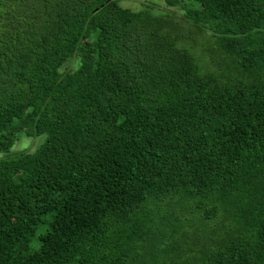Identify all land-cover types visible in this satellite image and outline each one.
I'll use <instances>...</instances> for the list:
<instances>
[{"label": "trees", "instance_id": "1", "mask_svg": "<svg viewBox=\"0 0 264 264\" xmlns=\"http://www.w3.org/2000/svg\"><path fill=\"white\" fill-rule=\"evenodd\" d=\"M164 4L0 0V264H264V0Z\"/></svg>", "mask_w": 264, "mask_h": 264}, {"label": "rangeland", "instance_id": "2", "mask_svg": "<svg viewBox=\"0 0 264 264\" xmlns=\"http://www.w3.org/2000/svg\"><path fill=\"white\" fill-rule=\"evenodd\" d=\"M143 3H148L149 5H153L154 6V13L161 15L164 14L167 10L171 11V13H174V16H176V18H180V14L181 11L178 8H173V7H166L164 4V0H119V4L123 7L129 8L131 10H138L142 7ZM167 13V12H166ZM182 23V22H181ZM186 35L187 36H192V39L196 40L202 44L204 46V48H208L209 46H211L210 44H208V42H205V40L203 38H200L202 36H195L193 32L186 31ZM207 50V49H206ZM216 62V60H215ZM78 63V57H73L72 59L68 60L67 63L65 64L66 67H72L74 68L76 66V64ZM212 63L214 64V61H212ZM217 64H215L216 66ZM43 139V136H39V137H27V138H23L21 137L19 140H17L12 148V150L14 152L16 151H32L34 150L38 144L41 141V138ZM144 219L142 218L140 223V230H138L137 227L132 226L131 224L128 225L129 223H127L125 226L128 227V230H136V233L134 234L135 237V241L136 243L140 246V244H143L140 241V238L145 239V240H149L151 238H161L163 235L165 236L167 234V239L169 240L170 238H168L169 233H170V225L169 226H165V225H161L160 230H157L156 227L157 225H159V222L157 223L156 221L153 223V225L151 226V232H146V228L144 226ZM166 222V221H165ZM202 233L206 234L207 230L204 229V231H202ZM140 237V238H139ZM183 237V235L178 234L176 236V238L174 239H178L181 240ZM173 239V238H172ZM183 244H181L180 246H182ZM141 247V246H140ZM137 248V253L139 254V258H144L145 254L142 250V248ZM196 250V249H194ZM170 255L171 258H175L176 259V263L178 264H186V262L189 260H191L190 254L188 253V247L184 246L181 248H178L177 251L175 252H169L168 253ZM160 255L163 256L162 253H160Z\"/></svg>", "mask_w": 264, "mask_h": 264}]
</instances>
